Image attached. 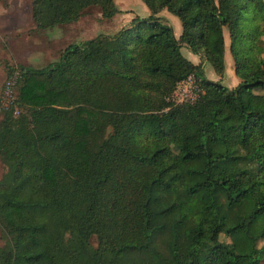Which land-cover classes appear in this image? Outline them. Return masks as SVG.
Returning a JSON list of instances; mask_svg holds the SVG:
<instances>
[{
	"label": "trees",
	"instance_id": "1",
	"mask_svg": "<svg viewBox=\"0 0 264 264\" xmlns=\"http://www.w3.org/2000/svg\"><path fill=\"white\" fill-rule=\"evenodd\" d=\"M141 1L149 13L112 35L68 44L45 66L17 65L0 119V264L264 258V0ZM91 4L103 17L117 11L114 0H31V18L44 28ZM223 29L230 87L179 50L184 42L221 75ZM189 75L195 97L173 101ZM232 232L243 251L220 239Z\"/></svg>",
	"mask_w": 264,
	"mask_h": 264
},
{
	"label": "rangeland",
	"instance_id": "2",
	"mask_svg": "<svg viewBox=\"0 0 264 264\" xmlns=\"http://www.w3.org/2000/svg\"><path fill=\"white\" fill-rule=\"evenodd\" d=\"M31 0H0V119L3 110L8 109L13 103L16 89L17 65H29L30 67H41L55 61L63 48L68 44H81L97 34L112 35L119 29L130 25V19L134 16L145 17L149 10L141 0H114L118 13L110 17H103L100 7L95 4L86 6L81 14L72 21L58 22L52 26L40 28L35 27L31 18ZM156 15L163 17V21L170 24L175 37L180 32L178 18L162 8ZM166 16V18L164 16ZM176 23L179 30L176 32ZM224 36V70L221 75L215 73L211 65L200 55L189 50L184 42H180L179 50L194 63H200L205 77L219 81L230 87L234 86L238 78L233 72L232 59L228 51V36L223 29ZM259 43L264 47V27L260 31ZM223 55V57H224ZM264 56V54H263ZM8 67H13L11 71ZM13 79V83L5 92L7 79ZM196 83L193 76L189 75L176 83L170 97L173 101L192 100L195 97ZM13 114L18 112L17 107L11 110ZM262 123V118L257 124ZM8 166L0 156V180L4 179ZM220 239L230 243L237 252L243 251L244 241L235 232L220 235ZM90 242L95 243V237H90ZM5 239L0 232V246ZM257 264H264L262 258Z\"/></svg>",
	"mask_w": 264,
	"mask_h": 264
},
{
	"label": "crops",
	"instance_id": "3",
	"mask_svg": "<svg viewBox=\"0 0 264 264\" xmlns=\"http://www.w3.org/2000/svg\"><path fill=\"white\" fill-rule=\"evenodd\" d=\"M115 13H118V12H115ZM162 16H164V15H162ZM165 18H166V16H164ZM170 25V24H169ZM179 30V25L176 23V32ZM191 54V56H190V59L191 58H193V54L192 53H190ZM224 60L225 61H227V56L226 55H224ZM23 65V64H22ZM25 66H29V65H25Z\"/></svg>",
	"mask_w": 264,
	"mask_h": 264
},
{
	"label": "built area",
	"instance_id": "4",
	"mask_svg": "<svg viewBox=\"0 0 264 264\" xmlns=\"http://www.w3.org/2000/svg\"><path fill=\"white\" fill-rule=\"evenodd\" d=\"M13 83V79H7L6 84H5V92H7L9 86Z\"/></svg>",
	"mask_w": 264,
	"mask_h": 264
}]
</instances>
